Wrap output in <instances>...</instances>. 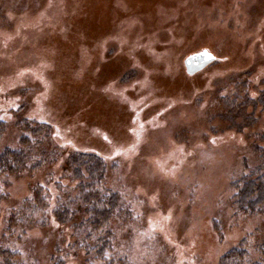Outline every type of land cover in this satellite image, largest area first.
Instances as JSON below:
<instances>
[{"label": "rangeland", "instance_id": "rangeland-1", "mask_svg": "<svg viewBox=\"0 0 264 264\" xmlns=\"http://www.w3.org/2000/svg\"><path fill=\"white\" fill-rule=\"evenodd\" d=\"M203 50L215 59L187 73ZM19 117L51 127L32 138L41 166L0 179V246L21 264H103L83 213H52L80 207L74 152L102 157L121 195L117 264H219L242 240L264 264V206L238 212L232 187L264 148V0H0V148L18 147ZM39 188L47 224L9 230Z\"/></svg>", "mask_w": 264, "mask_h": 264}, {"label": "trees", "instance_id": "trees-1", "mask_svg": "<svg viewBox=\"0 0 264 264\" xmlns=\"http://www.w3.org/2000/svg\"><path fill=\"white\" fill-rule=\"evenodd\" d=\"M235 107L241 106L235 105ZM235 107L230 111L232 112ZM17 126L25 134L20 137L18 147L0 148V179L14 174L19 175L24 171L33 172L41 166L42 158H46V151L43 150L39 160H31L34 149L32 138L39 137L41 139L39 141L49 139L51 127L47 124H36L21 117L17 119ZM6 129V123L0 119V142ZM258 152L261 163L232 182L236 210L250 215L260 212L264 206V148L259 147ZM67 165L69 177L72 181H77L75 189H77L76 197L80 201V207L74 209L67 203L58 202L53 208V215L59 223L67 224L77 216V213L82 212L83 217L76 227L86 232V238L93 240L92 244L85 245L87 253L102 260L103 264H117L114 258H107L113 243L110 224L115 216L121 217L127 212L123 207L120 193L104 187L106 162L94 153L74 152L68 156ZM35 194L33 198L25 201L22 211L9 218V230L14 226L26 228L47 224L48 201L43 197L40 188ZM3 198L4 195L0 191V204ZM243 245L244 240L236 248L222 255L219 264H261L250 260L249 253ZM0 264L21 263L16 253L0 246ZM54 264L64 263L58 259Z\"/></svg>", "mask_w": 264, "mask_h": 264}, {"label": "water", "instance_id": "water-1", "mask_svg": "<svg viewBox=\"0 0 264 264\" xmlns=\"http://www.w3.org/2000/svg\"><path fill=\"white\" fill-rule=\"evenodd\" d=\"M215 57L206 50L192 54L184 60L187 73L194 74L204 69Z\"/></svg>", "mask_w": 264, "mask_h": 264}]
</instances>
